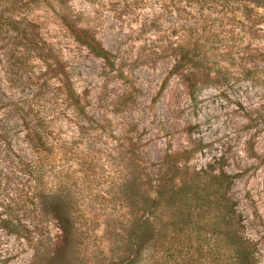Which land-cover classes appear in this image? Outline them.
<instances>
[{"label": "rangeland", "instance_id": "374dc122", "mask_svg": "<svg viewBox=\"0 0 264 264\" xmlns=\"http://www.w3.org/2000/svg\"><path fill=\"white\" fill-rule=\"evenodd\" d=\"M70 4L83 13V22L114 55L115 64L107 66L36 8L30 16L45 21L40 37L52 45L46 60L25 55L28 64L20 71L16 59L22 56L0 48V132L17 138L24 131L22 121L30 119L64 142L54 151L56 159L48 157L51 162L40 178L25 167L2 187L0 200L8 203L11 217L37 224L29 214L36 204L32 198L44 190L58 191L78 222L89 228L88 236L104 234L112 246L129 171L152 181L166 154L189 151L187 165L193 170L237 175L229 194L243 235L253 244L255 264H264V62H249L255 50L264 52V14L220 16L217 27L203 33L206 58L215 65L209 76H198L191 96L185 74L168 75L172 59L160 58L156 50L183 37L196 40L191 28L200 24L201 11L177 10L170 0ZM61 65L84 113L64 100ZM241 67L253 73L246 76ZM14 166L21 168L18 162ZM2 167L13 169L5 162ZM33 252V246L0 229V264H81L77 255L34 258ZM93 257L90 249L85 264H96ZM228 259L221 256L220 264H234L233 256Z\"/></svg>", "mask_w": 264, "mask_h": 264}, {"label": "trees", "instance_id": "16d2710c", "mask_svg": "<svg viewBox=\"0 0 264 264\" xmlns=\"http://www.w3.org/2000/svg\"><path fill=\"white\" fill-rule=\"evenodd\" d=\"M170 2L177 10L201 11L200 24L191 28L196 40L183 37L176 45L170 42L156 50L160 58L172 59L168 75L185 74L188 94L193 96L198 76H209L215 65L206 58L205 42H201L203 33L216 28L220 16L223 20L235 18V14H264V0ZM35 8L43 12V19L57 20L75 42L114 67V55L98 41L93 28L83 22V13L75 10L70 0H0V48L22 56L16 59L20 71L28 64L25 55L46 60L52 51V45L40 37V25L45 21L30 16ZM249 60L252 64L264 62V52L255 50ZM60 69L65 102L76 112L84 113L66 67L61 65ZM240 70L246 76L253 73L245 67ZM22 122L24 131L17 138L9 139L0 132L1 191L14 172L25 167L27 173L35 174L36 180L40 178L51 162L48 157L53 155L56 159L54 151L59 152L64 146V142L51 137L47 125L30 119ZM189 154H166L161 172L152 181L136 179L129 171L122 185L121 226L114 233L116 243L112 246L104 234L99 238L96 234L88 236L89 228L78 222L77 213L58 191L44 190L34 195L35 207L26 212L37 221L33 225L26 224L18 215L11 217L6 209L8 203L0 200V229L33 246L34 258L56 259L71 254L85 264L84 258L91 249L96 264H220L221 256L223 261L233 256L234 264H255L253 244L243 235L240 215L229 194L237 175L193 170L187 165ZM3 162L13 169H3ZM17 162L21 168L16 171Z\"/></svg>", "mask_w": 264, "mask_h": 264}]
</instances>
